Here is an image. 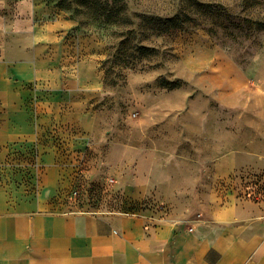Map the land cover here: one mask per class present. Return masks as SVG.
<instances>
[{
	"label": "rangeland",
	"instance_id": "1",
	"mask_svg": "<svg viewBox=\"0 0 264 264\" xmlns=\"http://www.w3.org/2000/svg\"><path fill=\"white\" fill-rule=\"evenodd\" d=\"M19 1L0 0L7 18ZM32 1L72 25L53 54L62 73L29 84L20 110L36 134L1 151V191L51 210L182 221L234 198L264 211V0ZM19 42L30 51V35ZM112 163L154 167L144 197Z\"/></svg>",
	"mask_w": 264,
	"mask_h": 264
},
{
	"label": "crops",
	"instance_id": "2",
	"mask_svg": "<svg viewBox=\"0 0 264 264\" xmlns=\"http://www.w3.org/2000/svg\"><path fill=\"white\" fill-rule=\"evenodd\" d=\"M40 11L36 1L23 0L7 18L0 7V153L36 134L20 110L30 82L51 83L62 73L53 54L72 23L59 16L45 20ZM27 35L30 51L19 42ZM70 100L83 104V97ZM68 119L82 123L81 115L62 117ZM110 168L133 199L148 192L154 167ZM0 264H264V211L234 198L212 208L208 218L182 221L147 210H51L0 190Z\"/></svg>",
	"mask_w": 264,
	"mask_h": 264
},
{
	"label": "trees",
	"instance_id": "3",
	"mask_svg": "<svg viewBox=\"0 0 264 264\" xmlns=\"http://www.w3.org/2000/svg\"><path fill=\"white\" fill-rule=\"evenodd\" d=\"M148 18V20L151 22V21H156V20H158L159 21V18H157V17H154V16H151V17H147ZM177 19V17H172V18H168V19H166L165 20V23H172V22H174L175 20ZM163 24V25H166V24ZM175 25H177V26H175V30L176 29H179V28H181L182 26L180 25V24H175ZM166 26H169L170 28H161L163 31H171L170 29H172V27H174V24L173 25H166Z\"/></svg>",
	"mask_w": 264,
	"mask_h": 264
}]
</instances>
